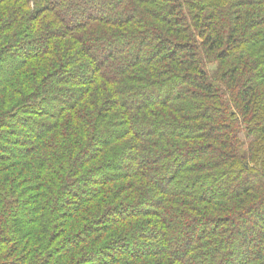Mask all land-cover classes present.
<instances>
[{
    "label": "trees",
    "instance_id": "1",
    "mask_svg": "<svg viewBox=\"0 0 264 264\" xmlns=\"http://www.w3.org/2000/svg\"><path fill=\"white\" fill-rule=\"evenodd\" d=\"M100 4L0 0V264H264V0Z\"/></svg>",
    "mask_w": 264,
    "mask_h": 264
},
{
    "label": "rangeland",
    "instance_id": "2",
    "mask_svg": "<svg viewBox=\"0 0 264 264\" xmlns=\"http://www.w3.org/2000/svg\"><path fill=\"white\" fill-rule=\"evenodd\" d=\"M105 2H106V0H101V4H100V5H102V6H103ZM84 11H85V10H84V8H83V9H81V12H82V13H84ZM88 12H89V11H88V10H86V12H85V13H88ZM10 59H12V58H10ZM10 59H9V60H10ZM13 60H14V59H13ZM13 60H11V61H9V62H8V63H9V65L13 64ZM249 229H250V228H248V229L246 230V232H247V233H249ZM229 254H230V253H229ZM231 256H233V254H232V253H231ZM233 257H234V256H233Z\"/></svg>",
    "mask_w": 264,
    "mask_h": 264
}]
</instances>
